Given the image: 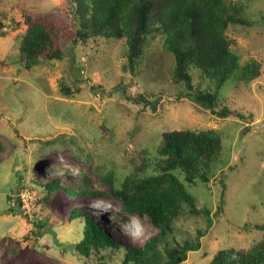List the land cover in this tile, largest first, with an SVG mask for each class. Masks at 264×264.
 I'll return each instance as SVG.
<instances>
[{"label":"rangeland","instance_id":"obj_1","mask_svg":"<svg viewBox=\"0 0 264 264\" xmlns=\"http://www.w3.org/2000/svg\"><path fill=\"white\" fill-rule=\"evenodd\" d=\"M228 1L254 22L231 26L227 35L240 62L255 60L260 74L251 83L222 87L221 100L233 113L221 119L184 97L172 81L174 60L163 34L148 39L133 70L126 66L124 40L116 38L68 40L61 59L39 56L26 68L18 49L26 30L23 13L62 15L74 28L72 3L0 0V211L8 206L6 196L19 192L28 216L0 214V264H119L121 251L77 252L84 219L71 214L89 215L121 247L142 246L157 228L148 216L124 211L104 177L130 173L145 152L153 159L161 134L180 128L214 129L223 144L209 181L186 187L196 206L211 212L210 221L187 206L174 220L178 242L206 230L201 249L181 264H208L219 249H246L261 239L254 225L264 223V0ZM52 181L60 187L46 195L43 186ZM92 189L104 193H80Z\"/></svg>","mask_w":264,"mask_h":264},{"label":"trees","instance_id":"obj_2","mask_svg":"<svg viewBox=\"0 0 264 264\" xmlns=\"http://www.w3.org/2000/svg\"><path fill=\"white\" fill-rule=\"evenodd\" d=\"M70 2L71 13L77 19L74 28L62 15L23 13L26 30L18 49L24 55L26 68L37 65L39 56L47 60L61 59L66 49L64 43L68 40L87 43L116 38L124 40L126 66L133 70L144 54L148 39L163 34L164 45L174 60L172 81L182 86L184 97L221 119L233 113L221 100L222 87L229 81L236 85L251 83L260 74L258 62L241 63L239 54L232 48L234 40L229 38L227 30L231 26H252L254 22L244 17L241 7L228 0ZM194 72L197 84L193 81ZM62 90L65 96L71 93L66 85ZM138 96L144 99L142 94ZM143 101L151 103L146 99ZM237 117L246 119L242 113H237ZM222 150V137L214 129L164 131L153 159L145 152L141 163L134 164L130 173L116 179L114 172L110 171L104 177L110 184V193L121 200L122 209L148 216L158 232L142 246L121 247L89 215L73 211L72 218L84 219L82 238L74 248L84 257L99 250L121 251L123 256L119 264H181L186 261L190 252L201 249V238L206 230L198 229L194 240L178 242L174 236V220L187 206L191 214H202L210 221L211 212L198 208L186 187L196 179L209 181L212 165L219 160ZM81 175V182L86 183L88 175L83 172ZM59 187L58 181L43 186L46 195ZM80 193L104 192L92 189ZM6 200L8 206L0 214L24 213L19 192L15 198L6 196ZM23 215L28 217L25 213ZM254 228L263 232L260 240L246 249H219L208 264H264V223H256Z\"/></svg>","mask_w":264,"mask_h":264},{"label":"built area","instance_id":"obj_3","mask_svg":"<svg viewBox=\"0 0 264 264\" xmlns=\"http://www.w3.org/2000/svg\"><path fill=\"white\" fill-rule=\"evenodd\" d=\"M31 203V202H30Z\"/></svg>","mask_w":264,"mask_h":264}]
</instances>
